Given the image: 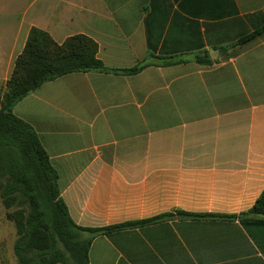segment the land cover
<instances>
[{"label":"crops","instance_id":"crops-1","mask_svg":"<svg viewBox=\"0 0 264 264\" xmlns=\"http://www.w3.org/2000/svg\"><path fill=\"white\" fill-rule=\"evenodd\" d=\"M33 28L84 35L108 71L71 73L17 103L69 215L102 229L177 211L240 215L264 191V0H0V89ZM226 49V52H223ZM208 54L211 64L197 55ZM152 57L184 59L120 71ZM117 71V72H116ZM0 264H17L2 217ZM89 264H264V220L175 217L101 234Z\"/></svg>","mask_w":264,"mask_h":264},{"label":"trees","instance_id":"trees-1","mask_svg":"<svg viewBox=\"0 0 264 264\" xmlns=\"http://www.w3.org/2000/svg\"><path fill=\"white\" fill-rule=\"evenodd\" d=\"M263 33L264 28L238 44L243 45ZM98 51V44L87 36H73L58 44L48 33L33 28L24 51L16 59L11 78L0 89V193L7 209L16 207L6 217L17 231L14 246L17 264H68L69 260L73 264H89L90 246L99 235L141 228L177 216L191 220H264L263 191L255 205L240 215L177 211L176 215L165 214L102 229L75 224L61 197L58 173L38 135L13 114V109L41 86L60 77L108 71L98 58ZM195 58L200 64H211L206 54ZM183 61L179 57H152L148 63L120 72L132 75L151 65L171 66Z\"/></svg>","mask_w":264,"mask_h":264},{"label":"rangeland","instance_id":"rangeland-1","mask_svg":"<svg viewBox=\"0 0 264 264\" xmlns=\"http://www.w3.org/2000/svg\"><path fill=\"white\" fill-rule=\"evenodd\" d=\"M226 51H227V50L225 49L223 52H226ZM206 55H207V57L209 58V55H208V54H206ZM2 181L4 182V180H2ZM0 204H1L2 209H3V212H2V214H1L2 217L5 218V220H6L7 222L11 223V224L14 226V228H15V225H14L12 222H10V221L7 220L6 214H7L8 212L15 211V210H16V207H11L10 209H7V208L5 207V205H4V203H3V199H2V197H1V193H0ZM15 230H16V228H15ZM17 238H18V236H17V231H16V237H15V239H14V246H15V243H16V241H17ZM60 250H61V249H60ZM13 251H14V254H15V249H13ZM0 252H1L2 256L5 257V259L8 260V256H10V255H8V249H0ZM15 257H16V255H15ZM16 261H17V257H16ZM68 264H73V263L69 260V261H68Z\"/></svg>","mask_w":264,"mask_h":264}]
</instances>
